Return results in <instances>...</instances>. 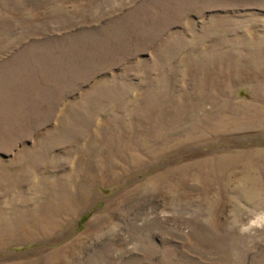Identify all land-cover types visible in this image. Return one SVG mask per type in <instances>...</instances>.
Instances as JSON below:
<instances>
[{
    "label": "rangeland",
    "instance_id": "obj_1",
    "mask_svg": "<svg viewBox=\"0 0 264 264\" xmlns=\"http://www.w3.org/2000/svg\"><path fill=\"white\" fill-rule=\"evenodd\" d=\"M0 264H264V0H0Z\"/></svg>",
    "mask_w": 264,
    "mask_h": 264
}]
</instances>
